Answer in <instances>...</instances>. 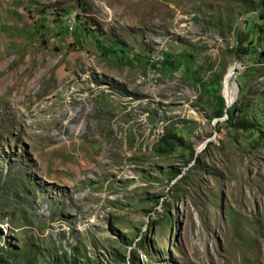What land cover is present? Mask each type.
Returning <instances> with one entry per match:
<instances>
[{
  "label": "rangeland",
  "instance_id": "obj_1",
  "mask_svg": "<svg viewBox=\"0 0 264 264\" xmlns=\"http://www.w3.org/2000/svg\"><path fill=\"white\" fill-rule=\"evenodd\" d=\"M261 53L264 0H0V264H264Z\"/></svg>",
  "mask_w": 264,
  "mask_h": 264
},
{
  "label": "bare ground",
  "instance_id": "obj_2",
  "mask_svg": "<svg viewBox=\"0 0 264 264\" xmlns=\"http://www.w3.org/2000/svg\"><path fill=\"white\" fill-rule=\"evenodd\" d=\"M240 71V66L233 64L225 76L222 88V94L228 106H231L237 98L236 78Z\"/></svg>",
  "mask_w": 264,
  "mask_h": 264
},
{
  "label": "trees",
  "instance_id": "obj_3",
  "mask_svg": "<svg viewBox=\"0 0 264 264\" xmlns=\"http://www.w3.org/2000/svg\"><path fill=\"white\" fill-rule=\"evenodd\" d=\"M261 54L264 55V53H261ZM218 114L220 115L221 113L219 112ZM226 114H227L228 116H230L229 111H227Z\"/></svg>",
  "mask_w": 264,
  "mask_h": 264
},
{
  "label": "water",
  "instance_id": "obj_4",
  "mask_svg": "<svg viewBox=\"0 0 264 264\" xmlns=\"http://www.w3.org/2000/svg\"><path fill=\"white\" fill-rule=\"evenodd\" d=\"M226 108H228V106H226Z\"/></svg>",
  "mask_w": 264,
  "mask_h": 264
}]
</instances>
